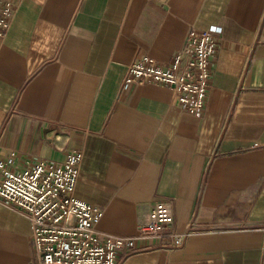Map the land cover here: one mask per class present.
I'll use <instances>...</instances> for the list:
<instances>
[{
	"label": "crops",
	"instance_id": "crops-1",
	"mask_svg": "<svg viewBox=\"0 0 264 264\" xmlns=\"http://www.w3.org/2000/svg\"><path fill=\"white\" fill-rule=\"evenodd\" d=\"M0 37V156L20 169L84 152L75 194L97 229L157 239L120 264H264V0H13ZM223 32L201 117L167 86L123 88L128 64L168 63L192 27ZM0 264H37L29 217L0 201Z\"/></svg>",
	"mask_w": 264,
	"mask_h": 264
},
{
	"label": "built area",
	"instance_id": "built-area-1",
	"mask_svg": "<svg viewBox=\"0 0 264 264\" xmlns=\"http://www.w3.org/2000/svg\"><path fill=\"white\" fill-rule=\"evenodd\" d=\"M16 10L13 0H0V37H4ZM183 47L168 63L144 54L128 64L123 88L150 81L170 88L178 104L195 117L205 110L214 72V59L223 32L220 24L189 29ZM65 160L40 159L20 169L17 153L0 156V201L29 217L37 264H120L129 254L157 239L179 247L191 234L166 231V214L153 210L133 235L97 229L103 207L75 194L84 160L82 149H72Z\"/></svg>",
	"mask_w": 264,
	"mask_h": 264
}]
</instances>
